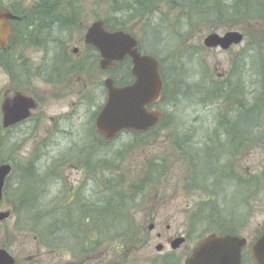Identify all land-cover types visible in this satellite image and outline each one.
<instances>
[{
  "label": "trees",
  "instance_id": "obj_1",
  "mask_svg": "<svg viewBox=\"0 0 264 264\" xmlns=\"http://www.w3.org/2000/svg\"><path fill=\"white\" fill-rule=\"evenodd\" d=\"M81 2L82 0H32V5L26 10L11 8L18 19L12 22L8 45L26 44L42 52L45 62L41 61V64L49 65L48 69L41 68V72L37 70L40 78L59 79L66 73L77 70L69 60L67 49L73 32H83L86 28ZM99 4L104 8V15L95 19L103 21L110 31L131 34L136 39L140 52L153 56L159 62L163 83L158 126L144 134L125 133L129 143L120 151L112 149V152L121 153L131 145L132 148L145 145L150 141L148 137L152 136V140L156 138L157 129L169 130L172 134L171 145L179 153L180 160L190 162L185 183L189 186L192 184L193 189L206 195L207 202L203 203L198 212L202 213L204 205H210L208 212L204 214L205 228L209 227L210 232L230 233L227 221L221 218L223 209L217 204L222 188L229 187V184L242 185L244 182L253 183L255 188L257 180L252 176L245 181L231 169L229 162L224 164V160H218L216 167L209 171L212 180L199 185L197 164L202 157L207 159L215 152L211 148L214 143L222 153L227 151L230 158L249 144L253 131L259 127L258 114L264 102V55L253 44L257 40L251 38L247 49L241 50L234 57L229 75L213 80L205 75L208 73L207 69L199 66L195 59V56L201 54L202 47L192 42L197 41L204 33L218 30L226 32L240 25L264 21V0H97V3L92 4L93 9L96 10ZM136 22H143L141 29L135 30ZM193 48H197L196 52H192ZM1 53L3 52L0 51ZM87 53L90 62L95 64L97 53L90 47H87ZM187 59L196 62L199 68L190 71ZM247 60L249 67L245 66ZM0 66L6 70L5 63L1 60ZM130 67V60L126 58L108 71L115 85L123 86L132 81ZM8 73L17 81L25 78V82L28 78L24 63H20L19 67H12ZM193 77L194 80L190 81ZM244 79H249V87L244 85ZM15 88L18 91L24 90L21 85H16ZM208 107H211V120L216 122L212 133L214 138L209 135L206 141L194 145L195 134L189 132V129L183 132L182 122L192 118V113L198 110L207 111ZM198 118L196 119L199 120ZM94 140L97 151L93 152L90 144L88 149L79 148L75 157L91 159L92 155L101 151L100 147L109 152L112 142L103 143L96 138ZM6 143L0 135V163L14 162L12 174L4 188V201L10 205L16 218L13 227L16 233L32 235L37 244L47 250L69 249L73 253H82L84 248L97 246L101 241L105 243L120 239V248H128L130 243L135 242V229L121 211L130 204L129 201L133 204L141 198L142 189L147 183H156L159 179L162 169L158 161L148 164V172L142 175L140 183L126 196L128 191L111 188L112 179L106 171L117 165H109L108 160L100 159L99 161L106 162L103 166L104 200L98 207L86 206L84 187L65 190L64 195L68 199L66 202H60L59 199L64 192V184L57 186V195L53 193L55 178L58 177L56 163L52 162L45 151L34 163L30 162L19 168L13 155L9 154L7 158L2 156ZM95 170L96 165L90 171L96 174ZM28 179L35 182L32 188L24 185ZM93 208L98 209V212ZM191 227L193 232V223ZM88 235H91L90 238ZM66 241L70 247L66 246Z\"/></svg>",
  "mask_w": 264,
  "mask_h": 264
},
{
  "label": "rangeland",
  "instance_id": "obj_2",
  "mask_svg": "<svg viewBox=\"0 0 264 264\" xmlns=\"http://www.w3.org/2000/svg\"><path fill=\"white\" fill-rule=\"evenodd\" d=\"M0 1L3 7H18L22 11L32 5V0ZM95 2L97 3V0H82L81 2L85 12L83 23L86 24V27L92 24L96 17L99 19L104 15V8L101 4L97 5V11L93 9L92 4ZM134 26L135 30H139L142 28L143 22H136ZM231 30L241 33L243 42L228 51L203 48V40L209 33H204L197 41L192 42L202 47L201 54L198 57L195 56V59L199 62V66L207 69L208 73L205 75L213 80L215 77L224 76L229 72L234 57L241 50L247 49V44L250 43L251 38L257 40L253 44L264 55V21L240 25ZM214 32L220 36L224 34L223 30ZM83 35L84 32L75 30L67 50L70 58L75 57L76 59V61L72 60V63L78 65L86 63L85 67L83 69L80 67L77 71L67 74L57 82L54 81L52 85L42 83L36 76V67L42 57V53L36 48L26 44H17L13 45L10 51L8 50L7 53L0 56V60L5 63L6 68L5 70L4 67L0 66V105L5 98L12 97L16 92V85H21L24 88L21 93L32 97L37 103V109L32 112L28 122L21 125L18 130H9L5 133L0 126L2 129L0 135L3 136L8 133L9 136L6 139L7 143L2 156L7 158L9 154L13 155L19 168L24 165L27 166L30 162L34 163V160L41 158L42 152L47 149L53 154L51 140L53 136L58 135L56 130H61L67 134V138L59 137L60 143L65 144V146L88 149L91 144L94 149L93 152L97 151L95 140L91 141L89 137L91 131L84 127V123L92 119L97 107L103 102L99 83L103 82L107 74L101 72L97 65L93 66L86 62L89 59L84 55L87 52L84 48ZM73 48L78 49L77 55H72L71 50ZM196 49L193 48L192 52H196ZM20 63H24L27 70L28 78L25 82V78L19 79L20 82H18L17 79L15 80L12 75L7 73V71L12 70V67H19ZM186 64L190 71L199 68L197 63L191 59H187ZM245 66L249 67L248 60ZM194 78L190 81H193ZM243 83L249 87L250 81L244 79ZM252 89L256 90L255 87ZM206 109L205 112L198 110L192 113V118L182 122L184 125L183 132L189 129V132L195 134L194 145L206 141L207 136L212 135L214 131L216 122L211 120V107ZM197 117L199 120L196 119ZM258 125L261 130L258 139L250 141L231 160V167L236 174L245 179H250L255 175L257 185L253 188L254 184L251 182L233 186L229 184V188L227 186L222 188V197L218 200L219 204L222 201L224 204L221 213L223 220L231 219L233 222L237 220L239 222L245 216V212L248 213L246 228L238 233L247 240L248 244L251 243L256 231L260 229L264 221V185L262 188L260 187L259 178L260 162L264 161V102L258 114ZM170 133L167 129H157L156 138L152 140V136L148 137L150 141L147 144L133 148L131 145L121 153L112 152V149L120 151L123 146L129 143L128 137L121 135L108 148L109 152L103 151V147H100L102 153L91 156L94 160L117 158L114 161L117 168H109L108 173L113 180L112 189L118 188L124 192L128 191L126 196H129L133 187L140 183L142 175L148 172L149 163L158 161L162 169L156 183H147L143 187L138 205L132 206V209L126 207L121 211V214L130 221L131 227L135 229V242L130 243V247L121 249L116 248L122 244L120 239L103 243L100 249L105 254L104 264H183L192 247L210 232L209 227L205 228L206 219H204V214L208 212L210 205H204L202 213L198 212L203 203L207 202L206 195L197 189L189 190L192 187L185 183V178L189 175V162L180 160L179 153L171 145L172 134ZM69 136L75 138L70 139ZM44 143L45 147L43 146ZM211 148L215 152H212L207 159L202 157L197 164V182L199 185L211 181L212 177H210L209 171L216 167L218 160L221 162L228 157L227 151L222 153L215 143L211 145ZM116 154H119V159ZM49 157L51 156L49 155ZM66 169L62 173L63 175L59 176L61 184L62 182L64 184L62 185L64 192L59 197L60 202L68 200L67 196L64 195L65 190H75L78 186L85 187L83 184L90 177L87 172L79 173ZM24 185L32 188L35 182L28 179ZM57 186L53 189L55 195L58 194ZM84 190V199L90 201L104 200L105 187L102 184L94 185L90 181ZM243 196H246L247 202L242 204L240 200ZM0 212H10L9 218L0 223V247L6 249L14 257L16 264H86L85 253L77 254L73 253L74 251H69V249L51 252L39 246L32 235L16 233L13 228L16 218L12 214L10 205L4 200L0 203ZM192 223L194 232H191ZM150 224L154 225L152 231L148 230ZM167 226H169V230H166ZM157 234L162 236L161 239L156 237ZM177 235L186 237L187 240L179 249L173 251L166 239ZM65 244L70 247L67 241ZM157 244H162V251L157 252L155 250Z\"/></svg>",
  "mask_w": 264,
  "mask_h": 264
},
{
  "label": "water",
  "instance_id": "obj_3",
  "mask_svg": "<svg viewBox=\"0 0 264 264\" xmlns=\"http://www.w3.org/2000/svg\"><path fill=\"white\" fill-rule=\"evenodd\" d=\"M15 19L8 10L0 8L2 49L10 35L9 21ZM242 40L243 36L238 32H227L223 36L210 34L205 37L203 45L206 48H220L226 51L239 45ZM84 43L98 51L99 66L102 70L113 68L116 62L126 57L130 58L132 63L133 83L115 87L111 79L104 81L107 99L95 119L97 132L105 141H111L124 131L142 133L155 127L160 113L154 108H148L159 102L162 91L157 60L149 55H142L138 51L137 42L130 35L122 31L110 32L101 21L94 22L87 28ZM35 108L33 99L22 94H16L10 101H4L1 105L3 128L26 120ZM10 172L9 164L0 165V202L4 183ZM8 217V212H0V223ZM153 228V225L149 226V230ZM183 241V238L173 240L170 248H179ZM245 243V240L232 236H207L195 246L184 264H240L241 249ZM155 250L160 252L162 246L157 245ZM251 255L257 264H264V233L252 245ZM0 264H15L14 259L4 249H0Z\"/></svg>",
  "mask_w": 264,
  "mask_h": 264
},
{
  "label": "flooded vegetation",
  "instance_id": "obj_4",
  "mask_svg": "<svg viewBox=\"0 0 264 264\" xmlns=\"http://www.w3.org/2000/svg\"><path fill=\"white\" fill-rule=\"evenodd\" d=\"M0 6H2V3L0 1ZM3 7V6H2ZM8 50L10 51V49H7L4 50V53H7ZM41 60V58H40ZM76 61L75 57L71 58V61ZM42 61L45 62V57H42ZM86 64V63H85ZM85 64H82L81 66V69H83L85 67ZM49 64H38L36 69L40 71V69H48ZM46 73V72H44ZM40 78V77H39ZM40 81H42V83L44 84H50L52 85V83L54 82V78H50V79H47V78H40ZM21 126L20 125H16L14 126L12 129L10 128V130L12 131H15V130H18V128ZM84 127H87V128H91L93 131L96 132L95 130V123H94V120H90L88 122H85L84 123ZM5 133L9 130H4ZM58 135L56 136H53L52 137V140L51 142L53 143L52 144V152H53V157L51 158L52 162L54 161V164L56 163V168H57V171L59 173V175H63V171L68 168V169H71V170H74L75 172H79V173H85L89 171V169H87L86 167H83V163L81 162V159L79 157H75V155L73 156V154H71L70 150H72V148H67V149H63V146L65 144L63 143H60L61 140L59 139V137H63V138H67V134H65L63 131L61 130H56ZM8 133L3 135L2 138L4 140L8 139ZM70 139H73L75 137L73 136H69ZM97 154H100V153H97ZM96 154V155H97ZM64 159V161H62ZM101 166V163L97 162L96 163V174H99L100 171H99V168ZM67 170V169H66ZM259 178H260V187L262 188V185H264V161H261L260 162V171H259ZM261 197V196H260ZM259 197V199H260ZM92 203L93 206L95 207H98L100 205H102L101 201L97 200V201H92L90 202ZM96 211L98 212V209H96ZM247 217L244 216L242 220H240L238 222V220L236 222H233V221H230L229 222V229H230V233L226 234L224 233L225 235H233V236H238L240 238H243L242 236H240L238 233H241L242 231L245 230L246 228V225H247ZM263 226H264V221L260 227V229H258L256 231V234L254 236V238L252 239L251 243L248 244L247 240V245L242 249L241 251V255H242V260H241V263L240 264H254L252 258H251V254H250V245L252 243L255 242L256 239H258L260 236H262L263 234ZM166 230H169V226H167ZM178 236V235H177ZM175 236V237H177ZM157 238L161 239V235L160 234H157L156 235ZM175 237H169L167 238V242H171ZM186 239L185 238V242H186ZM184 242V243H185ZM101 242H98L97 243V246H94V247H86L83 249V253L84 254V260L86 261V264H104V252L100 249L101 248ZM103 247V246H102ZM58 250L56 248L52 249L51 252H57ZM190 251L188 252L187 256L189 255ZM85 264V263H84Z\"/></svg>",
  "mask_w": 264,
  "mask_h": 264
}]
</instances>
